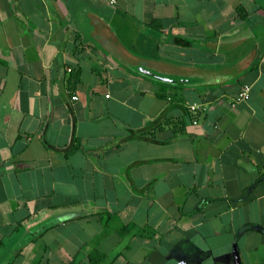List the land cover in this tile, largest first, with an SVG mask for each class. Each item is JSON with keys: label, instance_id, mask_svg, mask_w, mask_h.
Returning <instances> with one entry per match:
<instances>
[{"label": "crops", "instance_id": "0c3cea01", "mask_svg": "<svg viewBox=\"0 0 264 264\" xmlns=\"http://www.w3.org/2000/svg\"><path fill=\"white\" fill-rule=\"evenodd\" d=\"M93 261L264 264V0H0V264Z\"/></svg>", "mask_w": 264, "mask_h": 264}, {"label": "built area", "instance_id": "2783aa9c", "mask_svg": "<svg viewBox=\"0 0 264 264\" xmlns=\"http://www.w3.org/2000/svg\"><path fill=\"white\" fill-rule=\"evenodd\" d=\"M118 0H110V4L111 5H115L117 3ZM249 93H250V87L248 85L242 86V88L238 91V93L234 96L233 98V102H238L240 100H244L247 99L249 97ZM78 96L74 95L73 99H77ZM190 111L193 113L194 117L193 120L196 123L197 120V116L199 115V113H203L206 110V107L204 106V104H189L188 105Z\"/></svg>", "mask_w": 264, "mask_h": 264}, {"label": "water", "instance_id": "95a60500", "mask_svg": "<svg viewBox=\"0 0 264 264\" xmlns=\"http://www.w3.org/2000/svg\"><path fill=\"white\" fill-rule=\"evenodd\" d=\"M143 72H146V73H148V74H152V72H148V71H143ZM155 75V74H154ZM156 76V78L157 79H160V80H163V81H169V82H171L172 80L171 79H169V78H165V77H161V76H158V75H155Z\"/></svg>", "mask_w": 264, "mask_h": 264}, {"label": "trees", "instance_id": "16d2710c", "mask_svg": "<svg viewBox=\"0 0 264 264\" xmlns=\"http://www.w3.org/2000/svg\"><path fill=\"white\" fill-rule=\"evenodd\" d=\"M189 110H190V109H189ZM200 114H201V113H199V115H200ZM199 115H198V116H199ZM198 116H197V117H198ZM193 117H194V115H193ZM197 117H196V118H197ZM197 119H198V118H197ZM95 255H97V254H95ZM98 255H99V254H98ZM98 255H97V256H98ZM97 256H95V257H97ZM93 258H94V256H93ZM97 258H98V257H97ZM97 260H99V259H97ZM99 261H100V260H99ZM99 261H93L92 263H93V264H97V262H99Z\"/></svg>", "mask_w": 264, "mask_h": 264}]
</instances>
